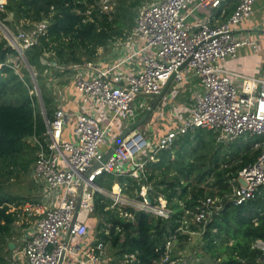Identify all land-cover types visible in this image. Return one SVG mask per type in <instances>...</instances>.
I'll return each mask as SVG.
<instances>
[{
  "label": "built area",
  "instance_id": "obj_1",
  "mask_svg": "<svg viewBox=\"0 0 264 264\" xmlns=\"http://www.w3.org/2000/svg\"><path fill=\"white\" fill-rule=\"evenodd\" d=\"M192 1L153 0L147 3L140 10L134 26L120 39L129 53L107 67L92 60L82 62L81 67L87 73L76 76L74 85L83 104L86 106L91 102L97 112L82 110L75 113L74 140L63 137L69 118L63 108L55 110L51 118L44 115L45 135L32 136L37 151L31 170L35 179L45 183L48 194L52 193L59 201L56 205L39 202L10 205L9 210L18 216L37 217L35 229L29 233L20 250L27 264H126L134 261L135 253H126L117 259L105 241L85 250L92 235L89 222L96 209V193L110 197L112 208L131 206L163 218H170L173 211L162 196L157 198L158 202L150 203L147 186H143L142 198H131L122 190H108L98 185L96 180L100 175L104 172L115 175L130 173L139 177L147 161L155 160L159 151L172 147L179 135L199 127L219 130L224 139L248 134L264 137V78L233 73L221 65V61L237 55L242 47L255 44L253 40L237 34L235 29L253 12L256 0H240L227 20L218 25L205 21L198 28L187 21L186 10ZM221 1L199 0V4L206 8L218 7ZM116 4L115 0H99L97 8L101 13H108ZM92 9L94 5L86 11L88 20L92 19ZM4 10L5 2H0V12ZM49 26L50 19L45 18L30 30L13 33L0 16V32L22 56L41 35L47 33ZM135 57H140L141 68L125 72V65ZM187 59L203 85L202 91L196 94L191 116L161 135L149 153L150 141L135 128L106 158L109 151L102 145L112 124L118 119H135L137 96L158 95L170 74ZM233 75L240 78V84L235 82ZM35 76L34 72L32 78ZM182 79L183 75L178 72L176 80ZM34 91L39 96L37 86H34ZM98 109L105 114L103 118ZM257 144L262 146L260 154L253 163L239 171L233 184L232 196L236 204L247 202L264 186V139ZM144 149L146 154H140ZM128 163L130 168H127ZM80 187L82 193L78 205ZM222 205L220 198L208 197L199 210L187 211L190 217L184 220L185 226L168 237L164 257L156 264L170 261L179 230L196 233L184 227H188L190 222L207 223ZM120 212L133 218L127 210ZM77 241L80 245L76 244ZM252 247L260 251L261 260L264 257V239H256ZM261 261L264 264V258ZM6 264H19L17 255L14 254Z\"/></svg>",
  "mask_w": 264,
  "mask_h": 264
},
{
  "label": "trees",
  "instance_id": "obj_2",
  "mask_svg": "<svg viewBox=\"0 0 264 264\" xmlns=\"http://www.w3.org/2000/svg\"><path fill=\"white\" fill-rule=\"evenodd\" d=\"M115 1L112 11L101 13L97 8L99 0H7L6 7L15 17L12 26L17 23L30 28L35 25H29L28 20L37 22L49 17L51 22L47 33L24 51V58L0 36V187L2 179L11 178L16 167L25 173L31 170L37 146L29 138L43 137L46 131L28 64L36 73L46 114L51 118L54 108L46 86L51 67L47 61L54 58L58 66L68 68L72 63L94 59L101 47L122 37L126 28L135 23L139 0ZM90 5L94 9L92 19L88 20L86 11ZM0 16L5 18L7 13L1 11ZM16 58H23V69L17 68ZM58 66L51 67L54 73ZM241 137L230 141L219 130L199 127L179 136L172 147L159 151L157 160L147 161L139 177L104 172L96 180L98 185L112 190L118 182L128 197L138 199L142 198L143 186H147L151 202H158L162 195L173 212L170 218H163L127 206L123 210L132 213L133 218L126 217L118 208L111 207L110 197L96 193L90 231L108 242L120 256L135 253L136 259L126 264H156L164 257L168 237L185 226L184 220L190 217L187 211L199 210L208 197L220 198L223 205L207 223L190 222L184 227L200 232L198 254L210 256L209 261L201 258L197 264H262L261 253L252 243L264 239V186L245 203L236 204L232 196L239 171L257 159L262 146L254 148L253 143ZM29 199L0 192V240L7 251V239L17 220L16 213L9 210L10 203L22 204ZM193 234L179 230L178 242H187ZM185 248L182 245V250ZM7 261L0 250V264Z\"/></svg>",
  "mask_w": 264,
  "mask_h": 264
},
{
  "label": "crops",
  "instance_id": "obj_3",
  "mask_svg": "<svg viewBox=\"0 0 264 264\" xmlns=\"http://www.w3.org/2000/svg\"><path fill=\"white\" fill-rule=\"evenodd\" d=\"M239 1L240 0H222L220 6L206 8L199 4V0H193L186 10L187 21L194 28L200 27L201 23L205 21H210L211 24L218 25L221 22L227 20V18L233 13ZM0 2L6 3L7 0H0ZM134 20L136 22V19ZM131 28L129 29L127 27L122 37L111 40V42H109L105 47H101L92 61H94L97 65L107 67L114 61L123 58L124 55L129 53L128 50L124 48L120 39H122L124 35L131 30ZM235 32L242 35V37H245V39L253 40L255 44L242 47L237 55L229 56L221 61V65L233 73H241L248 76L264 78V0L255 1L253 12L240 22V24L236 27ZM47 56H49V54H47ZM47 62H49L47 64L52 68H55L59 65L58 61L54 58ZM81 66L82 63H72L68 66V68L58 66L57 73L59 74L54 73L53 69L50 67L48 71L49 76L46 79L48 94L53 98L52 106L54 108V112L59 108H63L69 115L63 133V137L69 140L75 139V113L82 110H88L94 113L97 112L95 105H93L91 102H88L87 104L89 105L86 106L83 104L82 98L75 88V77L81 73H87L86 69L82 68ZM141 66L142 64L140 57H135L125 65L124 71L127 73L135 72L140 69ZM16 71L18 72V70ZM180 72L183 75V79L181 81L176 79L174 80L166 95H164L161 101L156 103L154 111L151 112L144 122L140 123L147 113V108L150 107L152 102L158 97L157 95H146L147 97L145 96L146 98H143L144 101L140 102L142 107L138 109L135 119H118L116 122H114L109 130V135L106 142H104L102 145L103 148L110 152L118 136L123 131H125L128 126H132L134 129L137 128L142 133H144V135L150 141V146L148 149L149 153L157 144L161 135L166 133L168 130L177 127L182 121L189 118L195 107L196 94L202 91L203 85L200 77L191 69L189 65H186ZM233 78L236 83H241L240 78H238L236 75H233ZM98 114L101 118H103L105 115L100 109H98ZM138 123L140 124L137 125ZM261 137L262 138L260 140L255 142L256 144L264 139L263 136ZM235 139L229 140L233 141ZM155 158L156 159L153 161L157 160V154ZM127 165V168H130L129 163ZM30 173L32 178L36 182L38 181L37 183L40 182L39 184L43 185V190L39 199H29L25 202H39L47 203L48 205H56V203L59 201V198L56 199L52 193L48 194L45 183L35 179L32 175V170H30ZM115 185L118 187L117 190L114 189L116 187ZM112 189L114 191H119L120 189L122 190V187L120 183L116 182L113 184ZM12 204L13 203H10V205ZM16 215L17 220L15 221L12 235L7 239V244L10 251H7V247H4L5 253H3V255H5L7 260L10 262V260L13 258V255L16 254L19 264H27L26 259L20 255V250L29 233L35 229L37 217L34 216L27 218L25 214L18 216V213H16ZM16 224H19L20 227ZM16 233L18 235L17 237L14 236ZM94 235L95 234L93 232L87 241L85 250H89L93 247V245L104 241ZM10 243H13V247H10ZM76 244L80 245L78 241ZM8 261L6 263H8ZM66 264H73V262Z\"/></svg>",
  "mask_w": 264,
  "mask_h": 264
},
{
  "label": "rangeland",
  "instance_id": "obj_4",
  "mask_svg": "<svg viewBox=\"0 0 264 264\" xmlns=\"http://www.w3.org/2000/svg\"><path fill=\"white\" fill-rule=\"evenodd\" d=\"M150 2H153V0H139L138 7H136L135 17L138 16V14L140 13V10L142 9V7H144L147 3H150ZM4 12L7 13V16L5 18L4 17H1V18L3 19V22L5 23V25L13 33H17L18 31L23 30V29L24 30H30L33 27V25H32V27H30V28H25V27L23 28L22 26L17 25V23H15V25L12 26L11 25V22H13V20L15 19V17H14L13 12L12 11H9L7 9L6 3H5V10H4ZM7 18H9V19H7ZM49 19H50V17H49ZM38 22H40V21H37V22H32V20H28L27 21V23L29 25L31 23L32 24H37ZM12 32H10V33L13 34ZM0 36L1 37H4V35L1 32H0ZM22 57L24 58V56H22ZM23 58H18V59L16 58V59H14V61H16L19 64V66H17V68L19 70H21V68L23 69V65H22L23 64ZM22 73L23 72L21 71L20 74H22ZM34 81L35 80L33 78V82ZM36 84H37V81H35L34 86H36ZM146 97H145V95L137 96V98L135 100L136 106L138 107L137 108V111H138V109H140L142 107L141 104H140V102L141 101H144L143 98H146ZM38 102H39V106H41L40 105V101H39V96H38ZM143 107H145V106H143ZM136 127H137V125H136ZM179 136H181V135H179ZM241 138H242L243 141H246V142L248 141L250 144L253 143V147L254 148L260 147L259 145H257L256 143H254V142H256V141H258V140H260L262 138L260 135L250 134V135L243 136ZM225 139L226 140H229L227 138H225ZM29 141L33 143L32 137L29 138ZM146 152H147V150L144 149L143 151H141L140 154L145 155ZM20 169L21 168H17L16 167L15 168V171L12 174V177L11 178H8V179L3 178L2 179V184H1V187H0L1 188L0 189V192L3 193V194H5V195L11 196V197H23V198H26V199L27 198H30V199H39L40 198V195L42 194L43 185L42 184H39L40 182L37 183L38 181L36 182L32 178L30 171L28 173H25V172H21ZM125 208L118 207V209L120 211H123V209H125ZM16 225L19 226V224H16ZM17 226H16V228H17ZM188 226H189V224H188ZM93 230H95V228H93ZM93 232H92V234H93ZM199 235H200V232H196L195 234H193V236L187 242H183V243L177 242L173 246V248H172L173 249L172 252H171V254H172V260L170 259V261H169L170 264H197L198 261H201V258H202V261H209V257H210L209 255H205V257H202V255L198 254V252L199 253L201 252L199 250V247H200L199 246L200 242H199V238H198ZM14 236L17 237L18 236L17 233L14 234ZM3 242H4L3 240H0V246L6 247L5 243H3ZM182 245H184V247L186 245L185 250H182ZM0 250L2 251V254L5 253V248H1L0 247ZM110 253L112 255H115V257L117 259H119V260L122 258V256L116 254V251L114 249H112V248H110Z\"/></svg>",
  "mask_w": 264,
  "mask_h": 264
},
{
  "label": "water",
  "instance_id": "obj_5",
  "mask_svg": "<svg viewBox=\"0 0 264 264\" xmlns=\"http://www.w3.org/2000/svg\"><path fill=\"white\" fill-rule=\"evenodd\" d=\"M188 63H189V59L185 60V61L183 62V64L180 65V66L178 67V69L174 70V71L170 74V76L168 77L167 81L165 82V84H164L163 87H162V91L157 95L158 97L155 99V101L152 102L151 106L147 108V110H146L147 113H146L145 117L142 119V121H141L140 123L144 122V121L147 119V117L151 114V112L154 111V107H155L156 103L159 102V101H161V99L164 97V95H166L167 91L169 90V88L171 87L172 83H173L174 80L176 79V76H177L178 72L182 71V69H183L186 65H188ZM27 64H28V63H27ZM28 66H29V68L31 69V72H32V75H33L34 72H33L32 68L30 67V64H28ZM34 80L37 81L36 86H37V88H38V87H39V84H38V80H37L36 76H35ZM39 99H40L41 108H42V110H43V115H46L45 104H44V100H43V97H42V93H41V91H40V88H39ZM140 123H138L137 125H139ZM133 130H134V127H132V126H128L127 129H126L125 131H123V132L118 136V138L116 139V141H115V143H114L113 148H112V149L110 150V152L107 154V157H106V158H108L111 154H113V152L115 151L116 147H117V146L121 143V141H122L124 138H126V137H127V136H128ZM81 193H82V187H80V188H79V191H78V205H79L80 200H81ZM147 199H148V201L151 203V198H150L149 195L147 196ZM74 220H75V219H74ZM9 245H10V247H13V243H10ZM263 258H264V257H261V260H263Z\"/></svg>",
  "mask_w": 264,
  "mask_h": 264
},
{
  "label": "bare ground",
  "instance_id": "obj_6",
  "mask_svg": "<svg viewBox=\"0 0 264 264\" xmlns=\"http://www.w3.org/2000/svg\"><path fill=\"white\" fill-rule=\"evenodd\" d=\"M84 22H85V21H84ZM92 23H93V22H92ZM28 60H29V59H28ZM39 84H40V83H39ZM38 89H39V88H38ZM115 186H116V185H115ZM114 189H116V190H117V189H118V187L116 186ZM120 190H121V189H120ZM187 263H188V262H187Z\"/></svg>",
  "mask_w": 264,
  "mask_h": 264
},
{
  "label": "clouds",
  "instance_id": "obj_7",
  "mask_svg": "<svg viewBox=\"0 0 264 264\" xmlns=\"http://www.w3.org/2000/svg\"><path fill=\"white\" fill-rule=\"evenodd\" d=\"M34 72V71H33ZM32 73V72H31ZM33 76V75H32ZM32 80H33V78H32Z\"/></svg>",
  "mask_w": 264,
  "mask_h": 264
}]
</instances>
